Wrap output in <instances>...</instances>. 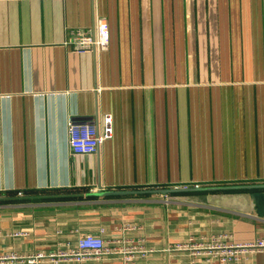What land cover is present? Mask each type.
<instances>
[{"label": "crops", "instance_id": "obj_1", "mask_svg": "<svg viewBox=\"0 0 264 264\" xmlns=\"http://www.w3.org/2000/svg\"><path fill=\"white\" fill-rule=\"evenodd\" d=\"M98 21L107 49L67 46ZM70 118L111 135L74 155ZM18 195L51 197L0 200V264H125L50 257L102 229L148 250L128 264L264 238V0H0V198Z\"/></svg>", "mask_w": 264, "mask_h": 264}, {"label": "built area", "instance_id": "obj_2", "mask_svg": "<svg viewBox=\"0 0 264 264\" xmlns=\"http://www.w3.org/2000/svg\"><path fill=\"white\" fill-rule=\"evenodd\" d=\"M108 28L105 22L98 21L95 28L90 31L73 32L72 39L67 46L75 52H85L95 49H107ZM69 147L72 154L77 156L92 155L97 152L99 146L111 133L106 127L101 133L94 122L79 123L70 118L68 122ZM197 186V185H195ZM105 230L97 234H88L79 238L74 245H69L65 250L50 257L73 258L77 262L87 259L120 258L125 264L132 263L137 256H145L146 249L135 246L131 241L110 242L104 236ZM15 237H26L27 232L19 231L11 233ZM177 251L191 254L193 261L202 260L206 263L238 264L249 260L253 254L264 252V238H258L249 243H234L228 241L226 235H212L209 237L190 238L187 242L178 244ZM138 254V255H137ZM15 258V256H13ZM30 262L34 258L29 259Z\"/></svg>", "mask_w": 264, "mask_h": 264}, {"label": "water", "instance_id": "obj_3", "mask_svg": "<svg viewBox=\"0 0 264 264\" xmlns=\"http://www.w3.org/2000/svg\"><path fill=\"white\" fill-rule=\"evenodd\" d=\"M258 187H261L262 188L263 186H247L245 188H247V189H256ZM174 191H178V190L177 189H175V190H159V191L154 190L152 193H164V194H166L168 192H174ZM129 194H131L130 191H122L121 190V191H106V192L98 191L96 193H86L84 195L85 196H122V195H129ZM60 196H66V195H60ZM50 197L51 196H49V195H28V196L18 195V196H11L9 198H0V200H3V199H11V200H13V199L14 200H17V199H19V200H33V199L50 198ZM257 207H258V205H257ZM257 210H259L261 212V210L259 209V207H258Z\"/></svg>", "mask_w": 264, "mask_h": 264}, {"label": "rangeland", "instance_id": "obj_4", "mask_svg": "<svg viewBox=\"0 0 264 264\" xmlns=\"http://www.w3.org/2000/svg\"><path fill=\"white\" fill-rule=\"evenodd\" d=\"M195 188H198V186H195ZM201 237V236H200ZM177 246V245H176ZM176 246L173 248V250H176L177 251V249H176ZM186 254V253H185ZM187 256H189L190 258H191V254H186ZM192 259V258H191ZM199 259H201V258H199ZM198 259V260H199ZM193 260V259H192ZM196 261V260H195Z\"/></svg>", "mask_w": 264, "mask_h": 264}]
</instances>
